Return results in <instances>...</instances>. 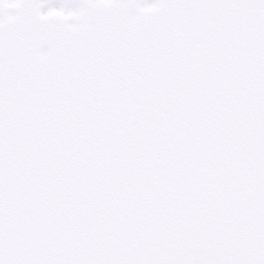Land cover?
Segmentation results:
<instances>
[{
    "label": "snow or ice",
    "instance_id": "1",
    "mask_svg": "<svg viewBox=\"0 0 264 264\" xmlns=\"http://www.w3.org/2000/svg\"><path fill=\"white\" fill-rule=\"evenodd\" d=\"M0 264H264V0H0Z\"/></svg>",
    "mask_w": 264,
    "mask_h": 264
},
{
    "label": "bare ground",
    "instance_id": "2",
    "mask_svg": "<svg viewBox=\"0 0 264 264\" xmlns=\"http://www.w3.org/2000/svg\"><path fill=\"white\" fill-rule=\"evenodd\" d=\"M55 2L58 4V0H55Z\"/></svg>",
    "mask_w": 264,
    "mask_h": 264
}]
</instances>
